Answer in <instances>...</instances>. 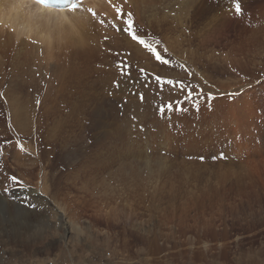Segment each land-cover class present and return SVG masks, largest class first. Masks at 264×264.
Returning a JSON list of instances; mask_svg holds the SVG:
<instances>
[{"label": "rangeland", "instance_id": "374dc122", "mask_svg": "<svg viewBox=\"0 0 264 264\" xmlns=\"http://www.w3.org/2000/svg\"><path fill=\"white\" fill-rule=\"evenodd\" d=\"M151 1L123 11L170 64L114 13L0 49V201L34 226L0 207V264H264V0Z\"/></svg>", "mask_w": 264, "mask_h": 264}, {"label": "bare ground", "instance_id": "6f19581e", "mask_svg": "<svg viewBox=\"0 0 264 264\" xmlns=\"http://www.w3.org/2000/svg\"><path fill=\"white\" fill-rule=\"evenodd\" d=\"M129 1L131 5L138 10V14H140V12L144 13L145 8H148L149 10L155 2L151 0ZM112 2L122 4L123 7L125 6V0H112ZM88 7L97 13V19L93 22H99L100 19L105 20L108 15L111 16L114 13L113 9L109 6L108 0H85V7L83 8L88 9ZM100 11H106L107 15L99 14L98 12ZM92 19L93 17L91 16V13L86 10L70 12L50 7L47 8L37 4L34 0H0V49H3L6 46L12 48L13 38L15 39L16 44H20L22 41L33 42L36 39L42 44H46L49 53L52 49H55V46H61V43L64 42H70L72 43L71 45L74 46H82L86 40L83 28L87 25L94 27V24H90ZM153 20L155 21V18ZM103 38H105V36H103ZM22 53L24 54V49L19 51L18 56H22ZM9 88L10 92L12 91V94H16L14 84H11ZM6 202V199L1 200L0 207L4 205L3 208L9 210V208H5ZM0 211H3L2 208H0ZM13 212L14 211L9 210V214L13 220L12 225L16 227L15 229L18 228V230L27 229L21 232L30 237L31 235L29 233L31 232L33 225L31 226L29 223H26L28 222V220H26V215L28 213L27 209L18 205L15 209L16 214ZM20 227L23 229H20ZM33 234L38 235L39 231L35 229ZM21 236H23V234H21ZM32 237L33 236H31V238Z\"/></svg>", "mask_w": 264, "mask_h": 264}, {"label": "snow or ice", "instance_id": "6c2138e0", "mask_svg": "<svg viewBox=\"0 0 264 264\" xmlns=\"http://www.w3.org/2000/svg\"><path fill=\"white\" fill-rule=\"evenodd\" d=\"M35 2L39 5L42 6H49V4L52 2V0H35ZM58 5L61 7L62 10H67L70 12H76L78 10L81 11H88L91 13L93 19H96L97 13L91 9H84L83 8V0H56ZM126 2V0H125ZM109 6L113 9L114 12V17L112 21H109L111 23L112 27L115 29L116 32L124 34L127 33L128 36L135 42H137L139 45L143 47L144 50H146L152 58H154L156 61H158L162 65L170 64L171 61L169 58H167V48L160 49L159 48V41H156L154 43H149L145 40V38L141 35H138L136 30L134 29V19H133V14L131 12L125 13L123 11V5L119 3H113L112 0H108ZM234 4V12L236 15H242L243 14V9L241 6L240 0H233ZM103 15V14H101ZM104 19H100L99 23L104 24ZM123 24V27H120V25ZM108 37L105 36V40H107ZM163 53V54H162ZM144 70L141 69V72ZM187 71V69H186ZM189 74H191L189 72ZM155 80L157 83H160L162 81V77L159 75H156ZM167 83L169 85L174 84L175 82L173 80H167ZM180 88L185 90L186 95L184 96L183 100H177V101H170L166 105H162L159 109L161 114H163L166 110L167 111H172V110H183L181 107L184 100L190 101L193 104L196 103V100L199 98L194 94L195 90L191 86H186L182 82H180ZM229 95H234V94H229ZM141 99H143V96L141 94ZM37 104L40 103V101H36ZM198 107V105H197ZM220 159H225L226 157L224 156L223 153L219 155ZM13 181H16V177L13 176L11 178Z\"/></svg>", "mask_w": 264, "mask_h": 264}]
</instances>
